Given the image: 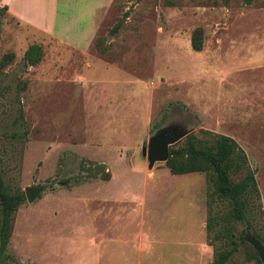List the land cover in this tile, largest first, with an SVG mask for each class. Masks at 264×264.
Segmentation results:
<instances>
[{
    "label": "rangeland",
    "instance_id": "374dc122",
    "mask_svg": "<svg viewBox=\"0 0 264 264\" xmlns=\"http://www.w3.org/2000/svg\"><path fill=\"white\" fill-rule=\"evenodd\" d=\"M105 2L57 0L70 38L96 18L85 53L1 18L0 57L13 59L0 69V176L9 192L44 186L13 212L1 264H209L204 175L148 167L140 148L159 131L175 146L188 133L232 138L258 192L247 216L264 231V0ZM31 43L43 55L23 68Z\"/></svg>",
    "mask_w": 264,
    "mask_h": 264
},
{
    "label": "trees",
    "instance_id": "16d2710c",
    "mask_svg": "<svg viewBox=\"0 0 264 264\" xmlns=\"http://www.w3.org/2000/svg\"><path fill=\"white\" fill-rule=\"evenodd\" d=\"M226 3V0H223ZM248 5L252 0H242ZM6 14V7L0 6L1 18ZM115 29L113 27L112 31ZM202 29L194 27L189 34V47L198 52L202 48ZM43 55L40 44L31 43L22 53V67L35 66ZM13 59L11 51L0 57V69ZM25 82L18 84L17 94L24 89ZM21 116V110H19ZM198 144L192 133L184 136L178 145L168 146V154L163 165L171 175L192 172L203 173L206 182V201L204 230L206 244L212 247V259L209 264H228L236 257L237 263L251 261L261 264L253 249L244 239L248 232L264 246V231L254 227L247 213L258 210V192L253 171L246 167L245 154L235 141L226 135H215L209 141ZM78 168L88 178L107 180L108 171L101 163L83 164ZM241 175L237 180L234 176ZM67 178L58 180V184H67ZM24 200L23 192H9L0 176V258L5 257L4 250L8 243L13 212ZM1 264V262H0Z\"/></svg>",
    "mask_w": 264,
    "mask_h": 264
},
{
    "label": "crops",
    "instance_id": "0c3cea01",
    "mask_svg": "<svg viewBox=\"0 0 264 264\" xmlns=\"http://www.w3.org/2000/svg\"><path fill=\"white\" fill-rule=\"evenodd\" d=\"M56 3L57 0H0V6L4 5L6 14L17 23L50 36L70 49L85 53L94 37L96 18L92 17V21L86 28L79 29L78 39L70 38L66 24L60 23L58 28ZM105 3L109 4L110 0H106Z\"/></svg>",
    "mask_w": 264,
    "mask_h": 264
},
{
    "label": "water",
    "instance_id": "95a60500",
    "mask_svg": "<svg viewBox=\"0 0 264 264\" xmlns=\"http://www.w3.org/2000/svg\"><path fill=\"white\" fill-rule=\"evenodd\" d=\"M175 135L159 131L149 137L146 144L140 148V153L148 162V167L154 162H164L168 154V146L172 145L175 141ZM43 185H36L34 187H24L22 189L24 199L30 202L36 194L43 189ZM243 239L250 244L255 250L259 261L264 264V246L254 238H252L248 232H245Z\"/></svg>",
    "mask_w": 264,
    "mask_h": 264
}]
</instances>
